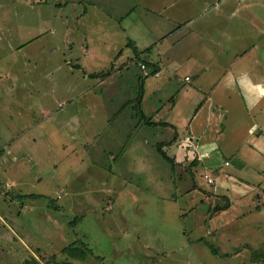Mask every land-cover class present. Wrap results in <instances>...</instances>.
<instances>
[{
	"label": "crops",
	"instance_id": "1",
	"mask_svg": "<svg viewBox=\"0 0 264 264\" xmlns=\"http://www.w3.org/2000/svg\"><path fill=\"white\" fill-rule=\"evenodd\" d=\"M18 4L26 12H20ZM43 4L45 11H37ZM25 13L28 21L21 24ZM41 23L43 35L60 43H45L49 59L60 61L53 62L54 70L67 65L74 83L63 86L70 91L59 98L83 100L82 113L76 117L82 123L74 125L67 118L57 125L64 134L71 131L70 138L80 144L77 155L82 158L84 138H90L88 133L83 140L81 134L74 135L80 129L93 132L99 155L131 146L136 158L142 159V154L153 162L158 155L155 145L161 143L180 168L190 166L197 154L204 183L198 184L192 172L193 177H186L191 186L184 192L191 204L186 205V199L178 203L179 182L171 194L178 218L185 209L187 217L182 220H191L190 233L201 209L214 212L204 216L203 225L227 228L247 216L257 219L253 225L264 223V0H0V68L2 52H19L42 39L36 29ZM55 49L59 52L53 56ZM139 62L153 64L154 72L145 77ZM141 79L140 110L150 126L135 114ZM40 112L49 118L52 109L44 106ZM148 130L157 137L158 132L162 137L169 133L158 139L148 136ZM185 134L196 143L194 153L181 148ZM19 137L12 133L0 138V196L17 203L21 212L24 205L17 196L47 194L39 190L47 179L41 168L52 161L46 155L49 140ZM205 175L213 182L207 183ZM28 184L39 191H22ZM27 205L31 211L32 204ZM160 207L164 211L167 206ZM19 215L8 218L13 227ZM19 232V239L26 238ZM189 238L191 243L200 242L195 235L193 241ZM200 238L212 244L208 237Z\"/></svg>",
	"mask_w": 264,
	"mask_h": 264
},
{
	"label": "rangeland",
	"instance_id": "2",
	"mask_svg": "<svg viewBox=\"0 0 264 264\" xmlns=\"http://www.w3.org/2000/svg\"><path fill=\"white\" fill-rule=\"evenodd\" d=\"M17 7L20 12H26L21 4ZM37 11H45L44 4ZM19 21L26 23L27 14H23ZM41 27L42 23L37 24L36 29L42 34V39L34 46L27 45L19 52H2L4 64L0 68V95L3 100H0V105H4L3 111L0 110V138L14 133L20 136V140L27 141L36 136L50 141L46 155L52 163L41 168L47 179L39 187L47 194L22 196L18 201L24 205L21 212L17 203L0 196V264H24L27 261L25 264H48L51 256L56 259L66 257L61 252L62 248L78 239L91 248L92 255L83 260L74 259L73 264H264V223L253 225L256 218L247 216L246 220L240 219L227 228L209 226L203 225L204 216L209 211L211 214L214 212L208 210L205 213L201 209L200 214L197 211L194 217L196 227L190 233L191 220H182L187 217L186 210L180 211V219L172 210L177 203L171 201L176 182L182 189L178 196L181 205L184 199L186 205L192 202L184 192L191 186L187 176L193 177L194 173L197 183H204L201 163L192 171L191 166L176 168L175 165L170 172L169 164L164 163L159 155L153 162L142 154V159L136 158L131 146L124 150L111 149V152L99 155V143L92 138L93 132H83L82 129L73 132L74 135L81 134L83 140L84 134L88 133L90 138H84L82 158L77 155L80 144L70 138L71 131L64 134L57 130V125L65 124L63 119L67 118L74 125L82 123V119L77 121L76 117L82 113L83 100L59 98L70 91L63 86L74 83L67 65L54 70L53 62L60 61L49 59L45 43L50 35H43ZM48 41L60 45L52 38ZM58 52L55 49L53 56ZM9 58H16L17 63L7 62ZM45 62L52 63L48 66ZM50 70H54L51 76L47 74ZM44 106L52 109L49 118L40 112ZM66 123L71 125L69 121ZM143 133L146 134L147 129ZM168 133L166 131V136L162 137L158 132L157 137L155 132L148 130V136L155 135L158 139L166 138ZM68 142L71 146H67ZM148 149L152 151L151 147ZM55 156L59 157L56 161ZM261 181L264 184V178ZM61 189L63 192L59 193ZM25 190L29 193L39 191L29 184L22 191ZM196 200L201 201L197 197ZM27 204H32L31 211ZM161 205L167 206L164 211H161ZM12 213H20L13 224L16 228L8 219ZM75 217L79 218L75 221ZM236 225L241 226L237 228ZM19 230L31 233L23 235ZM18 232L26 238L19 239ZM193 235L196 238L208 237L218 250L216 258L204 240L191 243L188 237L192 240Z\"/></svg>",
	"mask_w": 264,
	"mask_h": 264
},
{
	"label": "trees",
	"instance_id": "3",
	"mask_svg": "<svg viewBox=\"0 0 264 264\" xmlns=\"http://www.w3.org/2000/svg\"><path fill=\"white\" fill-rule=\"evenodd\" d=\"M140 69L144 72V76L146 77L147 75H151L154 71V68L152 67L153 64H149V62H139L138 63ZM142 76V77H144ZM187 79V77H186ZM142 91H143V85H142V79L140 80V82H138V91H137V97H136V102H135V114L137 117H139L140 121L143 122L144 124L150 126L152 125V123L149 121V117L144 116V114L141 112L140 110V101H141V96H142ZM128 104V102L126 101L125 103L122 104V108L126 107V105ZM188 134H185L181 137V139L186 136ZM190 137V135H188ZM155 150L157 152V154L164 160L163 162L166 164H169V169L170 172L172 170V168L176 165V163L174 162L173 158L170 157L166 151H164V149H162L161 143H157L155 145ZM186 151H189V149L186 147ZM197 154L193 155V160L192 163H190L191 167L196 166L197 164ZM171 175H173L171 173ZM209 176V175H207ZM172 178V177H171ZM212 178V177H211ZM213 179V178H212ZM206 180V178H205ZM207 182V181H206ZM208 183V182H207ZM210 184V183H209ZM23 197H35L34 194H25L22 195ZM22 196H17V198H20ZM262 205L264 206V201L262 202ZM79 217H75V221L78 219ZM201 239V238H199ZM79 240V239H78ZM74 241V243H70L68 245H66L64 248H62L61 252L63 254H66L67 256L62 258V259H56L55 256H51L50 259L48 260V264H73L72 260H83L85 259L88 255H92V250L91 248L87 247L86 243L84 242H80V241ZM197 241H199L197 239ZM206 244H208L212 250V253L215 255H218V250L212 245L209 244L208 242L204 241ZM254 253H256V250H253ZM33 259V258H32ZM29 261L25 262L28 263ZM24 263V264H25Z\"/></svg>",
	"mask_w": 264,
	"mask_h": 264
},
{
	"label": "built area",
	"instance_id": "4",
	"mask_svg": "<svg viewBox=\"0 0 264 264\" xmlns=\"http://www.w3.org/2000/svg\"><path fill=\"white\" fill-rule=\"evenodd\" d=\"M181 142H182L181 143L182 146H184L185 148L187 147L190 152L194 153L196 151L197 148L196 143H194L188 135L184 136ZM205 178L206 181L209 183L213 181V179L210 176L205 175Z\"/></svg>",
	"mask_w": 264,
	"mask_h": 264
}]
</instances>
